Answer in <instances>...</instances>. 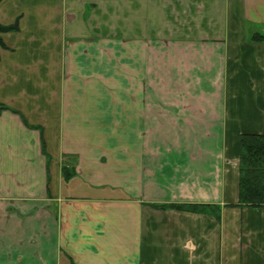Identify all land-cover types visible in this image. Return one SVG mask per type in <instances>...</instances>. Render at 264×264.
Listing matches in <instances>:
<instances>
[{"label": "crops", "instance_id": "0c3cea01", "mask_svg": "<svg viewBox=\"0 0 264 264\" xmlns=\"http://www.w3.org/2000/svg\"><path fill=\"white\" fill-rule=\"evenodd\" d=\"M16 20L0 103L42 135L0 114V264H264V207H234L264 0H4Z\"/></svg>", "mask_w": 264, "mask_h": 264}, {"label": "trees", "instance_id": "16d2710c", "mask_svg": "<svg viewBox=\"0 0 264 264\" xmlns=\"http://www.w3.org/2000/svg\"><path fill=\"white\" fill-rule=\"evenodd\" d=\"M4 0H0V5ZM18 20L11 25L0 24V50L6 49L3 44L2 35L16 33L18 31ZM252 43L264 45V32L254 33L251 35ZM9 111L18 115L22 123L30 129H38L27 124L24 117L18 112L0 103V114ZM41 132V131H40ZM239 157H238V204L234 207L243 208H263L264 207V105H263V129L260 134H242L239 138ZM41 152L46 160L49 156L46 153L45 145L41 142ZM62 175L64 179H68L72 175L69 169L62 167ZM159 210L173 208L191 213L205 214L212 216L216 220L220 218V209L211 205H189V206H152ZM233 207V206H232Z\"/></svg>", "mask_w": 264, "mask_h": 264}, {"label": "rangeland", "instance_id": "374dc122", "mask_svg": "<svg viewBox=\"0 0 264 264\" xmlns=\"http://www.w3.org/2000/svg\"><path fill=\"white\" fill-rule=\"evenodd\" d=\"M20 120H21V118H20ZM21 122H22V120H21ZM27 122V121H26ZM28 124V123H27ZM29 125V124H28ZM25 126V125H24ZM30 126H32V127H38L40 130H38V129H32V130H36V131H38V133L40 134V135H42L41 133H42V131H41V128L39 127V126H34V125H30ZM26 127V126H25ZM26 128H28V127H26ZM28 129H30V128H28ZM41 131V132H40ZM42 139V138H41Z\"/></svg>", "mask_w": 264, "mask_h": 264}]
</instances>
